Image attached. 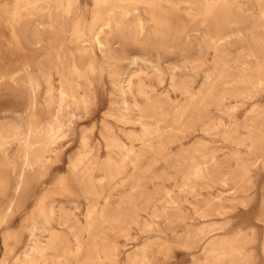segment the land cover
<instances>
[{
    "label": "rangeland",
    "instance_id": "374dc122",
    "mask_svg": "<svg viewBox=\"0 0 264 264\" xmlns=\"http://www.w3.org/2000/svg\"><path fill=\"white\" fill-rule=\"evenodd\" d=\"M0 128V264H264V0H0Z\"/></svg>",
    "mask_w": 264,
    "mask_h": 264
},
{
    "label": "bare ground",
    "instance_id": "6f19581e",
    "mask_svg": "<svg viewBox=\"0 0 264 264\" xmlns=\"http://www.w3.org/2000/svg\"><path fill=\"white\" fill-rule=\"evenodd\" d=\"M115 25V24H114ZM108 27V26H107ZM116 28H117V26H116ZM241 31V30H240ZM118 32H119V30H116L115 29V31L113 32L114 34H118ZM112 33V32H111ZM120 34V33H119ZM110 35V29H106V30H104V32L101 34V35H98V37H97V40H98V42H99V44H101V45H105V46H108L109 45V47H108V50H107V53H109L111 56H116L115 54H117V56L119 55V54H121V53H124L125 52V50H126V48H122V47H120V48H114V44H112V39H113V37L112 36H109ZM127 38V37H126ZM115 43V42H114ZM65 52V51H64ZM60 55H62V54H60ZM129 57H130V55H129ZM39 65V64H38ZM129 66V65H128ZM179 72V70H175V73H178ZM134 73V72H133ZM138 73V72H137ZM137 73H135V74H137ZM140 74V73H139ZM138 74V75H139ZM32 77H33V75H31ZM31 77V78H32ZM134 77V76H133ZM131 78V77H130ZM33 79V78H32ZM133 79H135V77L133 78ZM133 81V80H132ZM28 80L26 79L25 81H24V85L26 86L28 83ZM33 82V81H32ZM128 82V81H127ZM27 83V84H26ZM30 83V82H29ZM34 83H36V82H34ZM132 83V82H131ZM138 84V83H137ZM141 84H143V83H141ZM139 86V85H138ZM131 87V86H130ZM142 89V88H141ZM122 90V87L120 86V91ZM140 90V89H139ZM65 92V91H64ZM137 93H138V91H137ZM142 93H144V92H142ZM64 95H66V94H64ZM144 95H146V94H144ZM67 96V95H66ZM68 98V97H67ZM72 98H74V97H72ZM72 98H70L72 101H73V99ZM75 99V98H74ZM147 99V98H146ZM148 101V100H147ZM26 111V110H25ZM1 129V128H0ZM199 242H201V241H199Z\"/></svg>",
    "mask_w": 264,
    "mask_h": 264
}]
</instances>
